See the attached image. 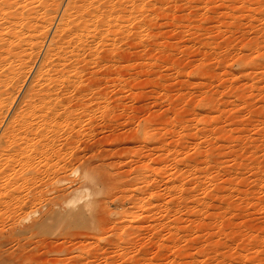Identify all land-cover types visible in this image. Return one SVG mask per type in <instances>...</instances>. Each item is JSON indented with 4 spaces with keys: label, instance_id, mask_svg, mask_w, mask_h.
Listing matches in <instances>:
<instances>
[{
    "label": "rangeland",
    "instance_id": "374dc122",
    "mask_svg": "<svg viewBox=\"0 0 264 264\" xmlns=\"http://www.w3.org/2000/svg\"><path fill=\"white\" fill-rule=\"evenodd\" d=\"M55 1L44 7L48 30L25 75L9 79L0 136L70 2ZM145 1L136 8H144L142 38L131 32L130 43L114 46L127 59L101 79L100 108L75 106L79 131L71 122L58 130L80 132V143L57 145L64 152L52 163L74 168L69 155L82 151L101 169L86 187L93 206L34 229L42 204H27L16 220L0 207V264H264V0Z\"/></svg>",
    "mask_w": 264,
    "mask_h": 264
},
{
    "label": "bare ground",
    "instance_id": "6f19581e",
    "mask_svg": "<svg viewBox=\"0 0 264 264\" xmlns=\"http://www.w3.org/2000/svg\"><path fill=\"white\" fill-rule=\"evenodd\" d=\"M149 1L152 4L153 1ZM161 1L156 0V4ZM53 2L54 0H0V97L5 96L4 98L2 97L4 100L0 99V109L2 105L5 106V98H10L12 96L11 91L14 90L11 87L9 88L10 85L7 86L9 83H13L12 80V82H9V79L14 78L16 82L17 79L19 81L25 75V70L29 67V60L34 50L37 51L39 48L38 43L41 39L43 41L42 36L46 32L44 30H48V28L44 26L45 24L43 25L40 17L44 13V7L48 6V3L53 4ZM144 2L146 1L70 0L68 3L63 15H61L62 18L56 29L55 36L52 38L48 48H46L47 50H45V57H43L44 59L42 58L35 77L29 84L30 86L28 85L29 87L24 91L18 108H16L17 111L12 116V120L6 125L5 130H3L4 133L1 132L0 207L12 213V215H9V213L8 215L10 217L13 216V220L18 218H15L16 215L19 216L24 207H28L26 206L27 204L30 206L42 204L45 209L44 215L32 225V229L38 228V226L47 228L46 225L51 224L53 221H56L58 224H65L67 220H71L69 219L71 215L74 217V215L78 216L77 214H79L80 216L81 213H86L93 206L90 198H93L95 191L91 194H86V192H89V190H86V187L87 185L89 187L90 185H97L98 183L96 182L98 181L96 179L99 180L102 177H100L101 175L96 176L97 169L95 168L97 164L96 166L93 165V157L91 163L85 161L84 157L86 155H84L85 153L82 154L81 150H85L87 144H84L85 149H81V152L75 153L74 157L71 155L73 153H69V156L74 160L72 161L74 162V168L72 167L73 165L69 166V162L66 163L67 161L62 160L63 163L68 164L66 166V164L52 163L51 160L52 158H57L54 161H58V157H60L63 151L59 152L61 147L72 146L74 142L80 143V141H77L80 138L78 137L80 132L75 133L79 131L76 130L78 126H81L80 123L83 119L81 121V116L75 118L76 114L73 115L75 112L73 113L72 109H77L78 107L76 108L75 106H80L82 110L84 109L86 112L89 110V113L92 111L91 114H94L93 109L98 110L100 108L101 93L99 92V88H103L99 86L100 82L103 83L101 79H109V75L115 73H112V69H114L112 68L113 65H122L125 59V57L124 59L122 58L123 56L120 58L115 53L116 47L114 46L118 45L120 42L118 40L127 39L129 34L131 35V32L136 33V36L142 38L143 30L140 31V28L145 18L141 16L139 19V17L143 15L140 13H142L141 11L144 8L142 10L141 7L140 9L138 8L141 10H138L140 12L138 15L136 8ZM160 4L159 6H161ZM144 5H147V3ZM48 8L46 7V9ZM145 8L149 7L146 6ZM49 11H46V13H49ZM46 19L48 18L46 17ZM134 21L136 23H132ZM46 22L48 23V21ZM133 29L135 31H131ZM103 46H110L112 50L109 49L110 51L107 52L105 47L106 51L104 50L105 52L102 53L100 48ZM93 66H96L99 72L90 71ZM83 73H86V75L89 73L88 76L94 74V77H89L94 80L91 79L87 82L84 79L86 75ZM18 81L16 85L19 83ZM126 82L124 81L123 83ZM13 85L15 86V83ZM128 85L127 82L126 86L128 87ZM127 87L124 86V89H127ZM105 96L107 97V94ZM101 99L105 100L106 98ZM111 103L109 104L111 105ZM101 107L106 109L109 105L108 107H105V105ZM109 108L108 110H111ZM106 112L108 113L109 111L106 110ZM91 114H89V118ZM83 115L85 116V114ZM87 115L88 113H86ZM67 122L73 123H68V125H72L69 129L73 128L72 130L76 132L73 135V131L67 130L72 133L65 132L67 134L62 137L63 135H58V130L62 124H67ZM92 122L90 121V123ZM75 127L77 128L74 130ZM59 136L62 138H58ZM57 145L59 149L56 148ZM79 145H77L76 149L82 148ZM66 149L64 148V150ZM97 154L99 157L100 153ZM61 157L65 156L62 155ZM89 157V159H92L90 155ZM59 160L61 159L59 158ZM99 160L102 161V159ZM68 166L72 168L70 169ZM40 169L44 170L42 174L41 172L39 173ZM99 170L101 171V169ZM70 174H75L77 178L74 180L75 183L73 185H61L56 188H50L53 181L56 182L55 184L57 182L63 183ZM25 187H27V191ZM74 202L77 203V206ZM6 207L11 208L13 211L8 210ZM6 210L4 212H7ZM79 216L78 218L81 217ZM73 217L72 219H74Z\"/></svg>",
    "mask_w": 264,
    "mask_h": 264
}]
</instances>
